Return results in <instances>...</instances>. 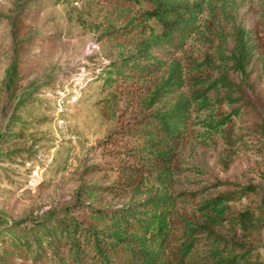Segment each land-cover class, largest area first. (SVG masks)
<instances>
[{
	"label": "rangeland",
	"instance_id": "374dc122",
	"mask_svg": "<svg viewBox=\"0 0 264 264\" xmlns=\"http://www.w3.org/2000/svg\"><path fill=\"white\" fill-rule=\"evenodd\" d=\"M147 8L118 0H0L1 222L98 224L74 204L100 209L131 200L101 189L119 181V166L132 162L135 143L119 131L153 103L171 66L144 84H105L104 70L137 49L107 33ZM202 23V35L176 58L187 70L186 53L198 62L211 56L218 67L214 79L224 76L229 83L212 96L220 95L221 111L239 114L224 134L192 128L180 147L175 189L198 192L184 207L191 212L203 198L253 187L231 202L235 216L247 215L253 227L227 224L224 233L252 247L244 264H264V0L220 4L215 19L205 15ZM242 45L249 61L244 73L236 71L235 60L221 61V55L241 59ZM183 95L189 96L188 87L160 94L153 108ZM14 255L16 264H32Z\"/></svg>",
	"mask_w": 264,
	"mask_h": 264
},
{
	"label": "trees",
	"instance_id": "16d2710c",
	"mask_svg": "<svg viewBox=\"0 0 264 264\" xmlns=\"http://www.w3.org/2000/svg\"><path fill=\"white\" fill-rule=\"evenodd\" d=\"M118 1L143 2L148 8L107 33L112 39L137 44V49L104 70L105 84L151 82L170 64L171 76L154 91L152 102H159L160 94L184 87L189 96L160 108H153L152 103L119 131L135 143L129 153L132 162L120 165V180L101 190L114 197H130L126 205L93 209L74 204V209L86 208L98 224L64 219H58L56 226L51 219L0 221V264H16L11 254L25 256L32 264L247 263L252 247L224 230L227 224L245 231L253 227L247 215L235 216L231 205L238 196H248L253 187L203 198L191 212L184 207L198 199V192L175 189L180 147L192 136V128L201 125L210 133L224 134L239 114V109L221 111L220 95L212 96L219 92V84L229 83L224 76L214 79L218 67L211 56L198 62L186 53L187 70L176 58L185 52L190 39L202 35V18L215 19L218 6L231 0ZM239 49L241 59L221 55V61L226 66L235 60L236 71L244 73L249 61L243 45ZM94 189H88L90 194Z\"/></svg>",
	"mask_w": 264,
	"mask_h": 264
},
{
	"label": "built area",
	"instance_id": "2783aa9c",
	"mask_svg": "<svg viewBox=\"0 0 264 264\" xmlns=\"http://www.w3.org/2000/svg\"><path fill=\"white\" fill-rule=\"evenodd\" d=\"M79 4H80L79 1H76V2H75V5H76V6H79Z\"/></svg>",
	"mask_w": 264,
	"mask_h": 264
}]
</instances>
